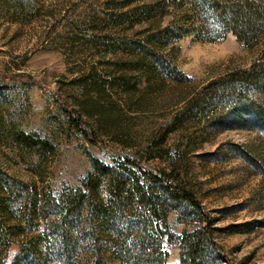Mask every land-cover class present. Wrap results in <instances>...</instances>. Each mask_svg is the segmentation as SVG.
<instances>
[{
    "label": "rangeland",
    "instance_id": "1",
    "mask_svg": "<svg viewBox=\"0 0 264 264\" xmlns=\"http://www.w3.org/2000/svg\"><path fill=\"white\" fill-rule=\"evenodd\" d=\"M176 1L0 0V264L35 258L34 242L44 249L52 235L47 223L56 218L52 204L63 193L90 195L88 179L96 177L93 192L104 201L108 170L98 166L118 172L129 166L139 174L122 155L140 153L186 96L216 75L247 66L263 48L264 32L245 43L231 31L210 39L194 30L138 46L156 23L174 21L189 5ZM135 3L155 7L140 20L121 21L118 15ZM255 95L264 104V95ZM65 108L81 112L85 127L120 154L89 141ZM190 115L161 149L178 161L200 206L190 210L174 201L165 224L160 220L165 259L179 264L176 238L208 224L222 256L203 250L207 264H264V120L237 117L233 108ZM168 160L162 152L142 165L158 171ZM81 226L91 228L85 221ZM72 243L73 261L88 264L91 241ZM52 251L47 259L55 264Z\"/></svg>",
    "mask_w": 264,
    "mask_h": 264
},
{
    "label": "trees",
    "instance_id": "2",
    "mask_svg": "<svg viewBox=\"0 0 264 264\" xmlns=\"http://www.w3.org/2000/svg\"><path fill=\"white\" fill-rule=\"evenodd\" d=\"M180 1L177 0L176 4ZM160 5L165 6L164 3ZM154 7L155 4L145 7L141 3H135L118 16L121 21L128 20L132 23L140 20ZM173 20L162 27L156 23L150 33L143 35L138 46L147 41L158 44L165 38L173 39L190 30L211 34L208 37L210 39L231 31L242 42L257 41L263 38L264 0H189L188 7ZM170 71H175V68L171 67ZM257 92L264 95V46L247 66L216 75L186 96L170 118L156 128L140 153L133 156L122 155L123 163L141 169L139 174L129 166L125 172L111 170L107 165L98 166L100 171L108 170L107 197L104 201L93 192L96 177L88 179L92 190L90 195L80 189L60 195V202L52 204L56 218L47 223L51 227V237L44 241V249L33 243L32 253L35 258L26 259L25 264H53L47 259L50 249L54 252L55 264H76L73 261L74 248L70 246L73 245L72 242L82 240L92 243L85 249L90 254L88 264H170L165 259L166 251L162 248L158 233L160 220L165 224L168 209L176 205L173 204L174 201L181 203L180 207L186 206L190 210L197 209L200 205L194 191L181 177L178 161L168 149H161L166 136L177 124L188 119L190 114L210 116L221 109L233 108L237 117L247 114V118L253 122H258L261 118L264 120V104L255 95ZM65 110L70 123L81 130L89 141L120 154L117 145L98 138L92 126L85 127L84 124L88 121L81 112L77 111L74 115L71 110ZM40 142L44 147L46 141ZM162 152L168 154L169 160L158 171L142 165L143 160L162 155ZM151 217L156 218L155 223H152ZM115 218L121 223L132 224L127 227L117 226L113 222ZM84 221L89 223L90 230L80 227V222ZM104 225L108 226L107 232L99 229ZM166 237L171 239V233L166 232ZM99 239L103 241L101 247L97 245ZM176 241L179 247V264H207L204 255H213L216 250L221 254L211 237L208 224L198 229L184 230ZM203 250L207 253H203Z\"/></svg>",
    "mask_w": 264,
    "mask_h": 264
}]
</instances>
